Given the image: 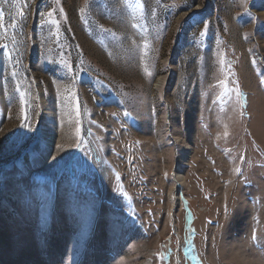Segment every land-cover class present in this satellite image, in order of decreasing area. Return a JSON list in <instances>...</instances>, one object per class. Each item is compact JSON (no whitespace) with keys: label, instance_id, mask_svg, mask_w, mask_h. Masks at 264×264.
<instances>
[{"label":"rangeland","instance_id":"374dc122","mask_svg":"<svg viewBox=\"0 0 264 264\" xmlns=\"http://www.w3.org/2000/svg\"><path fill=\"white\" fill-rule=\"evenodd\" d=\"M0 264H264V0H0Z\"/></svg>","mask_w":264,"mask_h":264},{"label":"snow or ice","instance_id":"6c2138e0","mask_svg":"<svg viewBox=\"0 0 264 264\" xmlns=\"http://www.w3.org/2000/svg\"><path fill=\"white\" fill-rule=\"evenodd\" d=\"M42 15H43V14H42ZM47 15L50 17V16L52 15V13L49 12V13H47ZM200 35H204V33L201 32ZM25 119H26V121H27V118H25ZM25 126L30 127V125H28L27 123L25 124ZM237 171H239V169H237ZM255 238H256V237L254 236L253 239H255Z\"/></svg>","mask_w":264,"mask_h":264}]
</instances>
